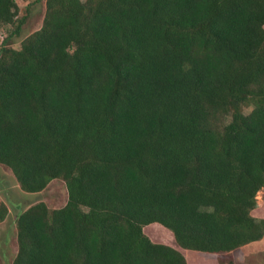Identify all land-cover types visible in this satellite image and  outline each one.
Returning <instances> with one entry per match:
<instances>
[{
    "label": "trees",
    "instance_id": "trees-1",
    "mask_svg": "<svg viewBox=\"0 0 264 264\" xmlns=\"http://www.w3.org/2000/svg\"><path fill=\"white\" fill-rule=\"evenodd\" d=\"M24 19L0 0V165L67 199L18 212L11 264H187L179 248L262 239L264 0H45L14 47Z\"/></svg>",
    "mask_w": 264,
    "mask_h": 264
},
{
    "label": "rangeland",
    "instance_id": "rangeland-1",
    "mask_svg": "<svg viewBox=\"0 0 264 264\" xmlns=\"http://www.w3.org/2000/svg\"><path fill=\"white\" fill-rule=\"evenodd\" d=\"M16 2L19 6V16H24L25 19L19 35L13 36L10 41L14 47H18L24 37L41 26L45 11V0H16ZM6 33V30L0 29V44ZM245 111H248V108ZM0 199L8 207L5 219L0 221V264H11L16 247L14 220L18 212L37 201H44L50 208L60 207L66 202L67 190L62 180L52 179L40 192H23L11 171L0 165ZM256 201L258 206L251 213L255 217L264 219V188L257 192ZM143 232L154 242L177 246L171 232L157 222L145 225ZM180 249L187 264H220L221 260L236 264H264V235L257 243L222 255Z\"/></svg>",
    "mask_w": 264,
    "mask_h": 264
},
{
    "label": "crops",
    "instance_id": "crops-1",
    "mask_svg": "<svg viewBox=\"0 0 264 264\" xmlns=\"http://www.w3.org/2000/svg\"><path fill=\"white\" fill-rule=\"evenodd\" d=\"M15 230V229H14ZM14 237H15V235H14ZM259 241H261V239L259 240ZM259 241H256V242H254V243H257V242H259ZM254 243H251V244H254ZM248 245H250V244H248ZM248 245H245V246H242V247H240L239 249H243L244 247H246V246H248ZM180 249V248H179ZM181 250V249H180ZM15 253H16V247H15ZM15 255V254H14ZM13 258V257H12ZM12 260V259H11Z\"/></svg>",
    "mask_w": 264,
    "mask_h": 264
}]
</instances>
